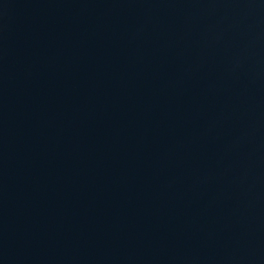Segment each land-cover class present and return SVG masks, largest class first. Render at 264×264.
<instances>
[{
  "label": "water",
  "instance_id": "95a60500",
  "mask_svg": "<svg viewBox=\"0 0 264 264\" xmlns=\"http://www.w3.org/2000/svg\"><path fill=\"white\" fill-rule=\"evenodd\" d=\"M0 135L264 264V0H0Z\"/></svg>",
  "mask_w": 264,
  "mask_h": 264
}]
</instances>
